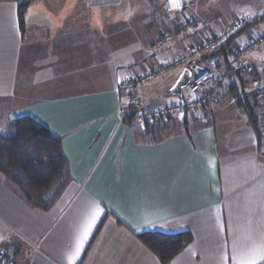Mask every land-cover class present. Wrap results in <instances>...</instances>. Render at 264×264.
Segmentation results:
<instances>
[{"label":"crops","instance_id":"1","mask_svg":"<svg viewBox=\"0 0 264 264\" xmlns=\"http://www.w3.org/2000/svg\"><path fill=\"white\" fill-rule=\"evenodd\" d=\"M136 1L35 0L22 32L18 3L0 0V107L7 120L28 116L60 137L71 171L49 210L30 206L0 173V256L16 264H163L138 238L144 232L193 235L168 264H225V255L237 264L236 252L264 245V106L255 107L259 137L250 76L219 54L203 59L198 66L222 74L212 91L196 96L207 94V103L148 123L153 130L126 123V72L147 73L178 47L203 42L205 27L216 26L209 11L219 5L200 0L191 13L204 29L178 32L163 48L152 22L161 7ZM229 2L233 19L241 9L257 11L236 46L264 31V0ZM255 57L264 59V51ZM179 74L142 86L148 108L191 99L171 93ZM94 204L103 214L77 256ZM8 229L39 251L25 259L19 241H4Z\"/></svg>","mask_w":264,"mask_h":264},{"label":"trees","instance_id":"2","mask_svg":"<svg viewBox=\"0 0 264 264\" xmlns=\"http://www.w3.org/2000/svg\"><path fill=\"white\" fill-rule=\"evenodd\" d=\"M14 1L18 3L20 26L23 32L25 15L35 0ZM218 54L229 62L227 45L213 52L209 58ZM249 100V105H253L249 110L251 124L257 135L261 137L259 115L255 112L259 98L255 93L254 99ZM133 118L132 114L127 116L126 123L131 124ZM145 128L153 130L149 124H146ZM0 129L3 130L0 131V173L18 188L22 198L30 206L49 210L71 181L70 164L64 152L62 139L28 116L9 121L5 114L0 112ZM138 238L163 264L170 263L194 240L193 235L187 232L179 234L144 232L139 234ZM16 248L17 253L22 255V244L18 243Z\"/></svg>","mask_w":264,"mask_h":264},{"label":"built area","instance_id":"3","mask_svg":"<svg viewBox=\"0 0 264 264\" xmlns=\"http://www.w3.org/2000/svg\"><path fill=\"white\" fill-rule=\"evenodd\" d=\"M195 0H176V7L170 3V0L164 2V19L173 14L183 13L187 7L192 6ZM159 19L157 18V21ZM161 20V19H160ZM166 20V19H165ZM252 20L247 16L239 18V20L231 27L229 31L223 33L216 39L205 41L200 47H194L191 50L184 51L176 56V58L167 63L143 74H135L126 72L122 81V91L127 95L131 103V108L127 112L133 115V123L140 127H145L146 124L166 120L173 116L183 115L187 111H195L201 104L207 103L208 95L204 94L201 98H191L179 104H173L162 108L150 109L146 101L142 99V86L148 83L156 82L158 79L169 78L170 76L183 72L196 66L197 63L203 60L208 54H211L218 49L225 47L227 42L242 34L251 27ZM196 23L189 24L181 29L183 32H190L196 28ZM175 34L166 33L163 38L158 41V46H163L165 43H172L175 39ZM264 50V31L255 33L252 38L240 44L239 47H229V65L236 71L248 75L252 78L254 91L259 100L264 106V59H256L255 55L262 53ZM198 66V65H197ZM202 71L199 75L192 77L188 86L191 94L199 95L213 90L216 82L221 79L220 71H213L206 67H201ZM18 238L26 244L23 249V256L29 257L38 251V247L23 236L13 230H9L4 241L13 243L14 239ZM0 264H16L13 260L6 259L0 256Z\"/></svg>","mask_w":264,"mask_h":264},{"label":"rangeland","instance_id":"4","mask_svg":"<svg viewBox=\"0 0 264 264\" xmlns=\"http://www.w3.org/2000/svg\"><path fill=\"white\" fill-rule=\"evenodd\" d=\"M143 1H149V2H151V3H153L155 6H157V7H161V9H160V12H158V13H155L154 15H153V17H152V22L157 26V27H159L160 28V38L158 39V41H160L162 38H163V36L166 34V33H174L175 34V36H176V33H180L181 35H183V36H186V35H190L191 33H194L197 29H198V27H200L202 30L204 29V28H202L201 27V21H200V19L199 18H197V16L195 15V17H194V15L191 13V11H193L194 12V9H195V7L200 3V0H195V3L192 5V6H190V7H187L186 8V10L183 12V13H179V14H173V15H170V16H168L167 18H165L164 19V16H165V13H164V10H162V4L164 5V2H165V0H137L136 2H143ZM209 2H210V5H209V7H214V5H216V4H218L219 6H217V9H211V11H209L210 12V18L211 19H214L215 18V20H216V22H215V24H216V26H211L210 27V30L208 29L209 27H205V30H203V31H206V32H208L207 34V36H204L203 37V39H205L203 42H199V44L197 43V45H195V46H193V47H190V48H184L183 50H181L179 47H178V54H180V53H182V52H184V51H188V50H191L192 48H194V47H200V45H203L204 43H205V41H207V40H210V39H216V38H218L217 36H219V35H221V34H223V33H226L227 31H229L230 29H231V27L239 20V18H241V17H243V16H247L249 19H251L252 20V22H254V21H256L252 16H251V14H256V10H252V9H241V12L242 13H239V14H237L235 17H234V19H233V13H232V9H230L229 8V4L231 3V2H229V0H208ZM234 4H235V2H234ZM245 12V13H244ZM249 14H248V13ZM262 14H264V12L262 13ZM221 15V16H220ZM157 18L159 19L158 21H157ZM161 19V20H160ZM169 23H170V26H169ZM171 23H174L173 25H171ZM192 23H196L195 25H196V28L194 29V30H192V31H190V32H183L181 29H183L185 26H186V24L187 25H189V24H192ZM254 24L252 23L251 24V27L253 26ZM172 28H174V30H177L178 29V31H175L174 32V30L172 29ZM216 32V33H215ZM220 32V33H219ZM196 33V32H195ZM206 34V33H205ZM210 34H213L212 36H210V37H208ZM235 38H232V39H230L227 43H230V41H232V43H230V44H227V47H228V49H229V47H239V45L238 46H236V44L233 42V40H234ZM184 40V39H183ZM158 43V42H157ZM181 43V42H180ZM172 43H165L163 46H159V47H166V46H170ZM178 44V43H177ZM264 51V50H263ZM178 54H176V56L178 55ZM212 54V53H211ZM211 54H208L204 59H207V58H209V56L211 55ZM176 56L174 57V58H176ZM173 58V59H174ZM210 59V58H209ZM213 58H211V60H212ZM229 60V59H228ZM168 62V61H167ZM167 62H162L159 66H161V65H163V64H165V63H167ZM159 66H157V67H159ZM228 66L230 67V69H232L235 73H237V74H243V73H241V72H238V71H236V70H234L230 65H229V62H228ZM156 67V68H157ZM151 71V70H150ZM149 72V71H148ZM179 76H180V74L176 77V79H178L179 78ZM159 80V79H158ZM157 80V81H158ZM190 98H196V95H193V94H191L190 93V91H189V89H188V87L186 88V89H184V96H183V99H190ZM260 101V100H259ZM0 112L2 113V114H5V111L3 110V109H1V107H0ZM5 117H6V115H5ZM10 229H8V231H9ZM11 230H13V229H11ZM7 231V232H8ZM13 231H15V230H13ZM16 232V231H15ZM18 233V232H17ZM19 234V233H18ZM22 236V235H21ZM24 239H26V238H24ZM15 240H17V241H19L21 244H22V256H23V249H25L26 248V244L24 243V242H22L20 239H18V238H15L14 239V241ZM13 241V242H14ZM39 251V250H38ZM36 254V252L33 254V255H30L29 257H25V256H23L25 259H30V258H32L34 255Z\"/></svg>","mask_w":264,"mask_h":264},{"label":"snow or ice","instance_id":"5","mask_svg":"<svg viewBox=\"0 0 264 264\" xmlns=\"http://www.w3.org/2000/svg\"><path fill=\"white\" fill-rule=\"evenodd\" d=\"M170 3L173 5V7H176V0H170ZM0 131H3L0 129ZM103 214V209L99 207V205H93V211L91 213V217L89 220V223L87 225V228L85 229L83 233V237L81 238L79 244L77 245L76 249V255L78 256L81 248L83 246L84 241L87 239L89 233L91 232L94 224L98 220V218ZM152 226V225H149ZM140 229H137L139 231ZM234 252H235V246H234ZM245 257L247 259L245 260ZM225 264H227L228 256L225 255L223 257ZM233 259L237 262V264H264V245L260 246H252L249 248L247 253L244 252H236V254L233 256Z\"/></svg>","mask_w":264,"mask_h":264},{"label":"water","instance_id":"6","mask_svg":"<svg viewBox=\"0 0 264 264\" xmlns=\"http://www.w3.org/2000/svg\"><path fill=\"white\" fill-rule=\"evenodd\" d=\"M201 71H202L201 67L197 65L189 69H185L180 75L174 87L171 89V93L174 96L182 97L184 89H186L189 86L192 77L195 75H199Z\"/></svg>","mask_w":264,"mask_h":264}]
</instances>
